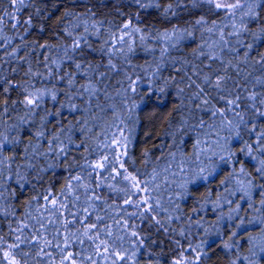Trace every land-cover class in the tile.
Listing matches in <instances>:
<instances>
[{
  "label": "trees",
  "instance_id": "1",
  "mask_svg": "<svg viewBox=\"0 0 264 264\" xmlns=\"http://www.w3.org/2000/svg\"><path fill=\"white\" fill-rule=\"evenodd\" d=\"M0 264H264V0H0Z\"/></svg>",
  "mask_w": 264,
  "mask_h": 264
}]
</instances>
